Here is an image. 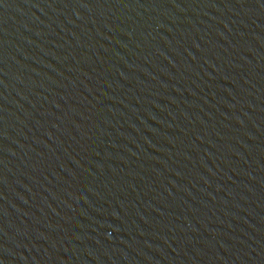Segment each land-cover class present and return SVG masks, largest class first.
<instances>
[{"label":"water","instance_id":"water-1","mask_svg":"<svg viewBox=\"0 0 264 264\" xmlns=\"http://www.w3.org/2000/svg\"><path fill=\"white\" fill-rule=\"evenodd\" d=\"M0 264H264V0H0Z\"/></svg>","mask_w":264,"mask_h":264}]
</instances>
